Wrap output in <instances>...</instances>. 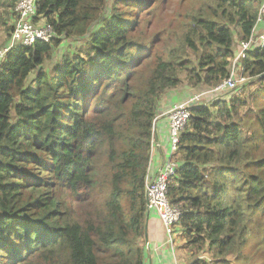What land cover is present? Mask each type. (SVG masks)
<instances>
[{
    "label": "trees",
    "instance_id": "16d2710c",
    "mask_svg": "<svg viewBox=\"0 0 264 264\" xmlns=\"http://www.w3.org/2000/svg\"><path fill=\"white\" fill-rule=\"evenodd\" d=\"M18 1L0 0L13 22ZM158 1L37 0L33 21L57 37L17 46L0 70V264H148L145 188L162 99L228 77L261 5L169 0L176 43L166 28L150 36ZM68 37L86 48L49 72ZM244 76L258 84L252 101L236 89L205 98L180 135L168 197L187 264H264V47L248 53Z\"/></svg>",
    "mask_w": 264,
    "mask_h": 264
},
{
    "label": "built area",
    "instance_id": "2783aa9c",
    "mask_svg": "<svg viewBox=\"0 0 264 264\" xmlns=\"http://www.w3.org/2000/svg\"><path fill=\"white\" fill-rule=\"evenodd\" d=\"M15 11L17 16L9 40L10 42L0 48V70L6 54L17 46L30 47L38 40L50 42L57 36L52 24L47 22L36 23L33 21V18L37 15V0H19ZM257 21L261 22L264 27V0H261ZM263 47L264 28L260 32L254 29L247 40L239 42L228 77L214 88L198 92L188 100L174 103L167 111L170 156L159 168L156 175L151 176L149 172L145 194L147 210L150 212L155 211L159 214L166 231L167 243L172 249H175V227L179 222L181 211L178 206L170 202L168 187L178 167L177 162L174 160V155L179 148L180 135L191 117V109L197 105L208 103L203 101L205 98H209V102H211L218 99L220 95L235 89L237 90L240 86L244 85L248 81V77L244 76V59L253 48L262 49ZM172 254L174 256V253ZM201 257L204 256L201 255Z\"/></svg>",
    "mask_w": 264,
    "mask_h": 264
},
{
    "label": "crops",
    "instance_id": "0c3cea01",
    "mask_svg": "<svg viewBox=\"0 0 264 264\" xmlns=\"http://www.w3.org/2000/svg\"><path fill=\"white\" fill-rule=\"evenodd\" d=\"M39 22L45 23L46 21L41 19ZM255 26L258 32L264 28L263 24L258 22H256ZM9 40L3 45L5 46L8 44V42H10ZM193 94L195 93L191 92L188 94L189 97L184 96L180 98L182 95L167 93L163 97L161 107L159 108L160 112L156 116L153 125V144L148 175L149 172L151 176L156 175L159 168L170 156L169 120L167 118V111L174 103L188 100ZM181 241L182 240L179 239L180 244ZM144 244L146 245V252L148 254V264H176V262L177 264H187L190 260L187 250L180 247V244L175 249H172L168 245L164 225L159 214L155 211L150 212L146 217V237ZM172 253H174L175 258Z\"/></svg>",
    "mask_w": 264,
    "mask_h": 264
},
{
    "label": "rangeland",
    "instance_id": "374dc122",
    "mask_svg": "<svg viewBox=\"0 0 264 264\" xmlns=\"http://www.w3.org/2000/svg\"><path fill=\"white\" fill-rule=\"evenodd\" d=\"M152 1L154 2V0ZM174 1L176 2V0H173L172 2ZM172 2H169V0H159L158 1V8L154 13L160 14L162 17L158 20L156 24L151 23V22L148 23V27L154 24L150 31V36L159 35V32H161L163 29L166 28L165 30L166 34L170 32L172 35V39L169 42L179 43L181 42V40L179 39L177 35L182 34V31H183L182 25H181V18L178 17V15H173L168 18L165 17L168 7L170 3ZM14 12H15V9H14ZM15 16H16V12H15ZM12 18L13 17L11 16V14H7L6 11H4V8H0V48H2L4 46L3 44L6 41H8L11 37L12 30H9V27L14 25L15 23V22L13 23ZM182 20H183V16H182ZM39 21H41V19H39ZM166 42L168 41L166 40ZM84 43H85V39H81L77 37L65 38L62 44L54 50L51 57L45 62L44 64L45 68L49 72H53L55 67L61 63L62 59L65 58V54H67L68 52L76 51L77 49L86 48L84 47L85 46ZM34 76H35V73H32L29 80H31ZM248 79H251V78L248 77ZM255 82H256V78L253 80L252 79L249 80L248 83L244 86V89L242 91L239 88L243 87V85L240 86L236 90L235 97L247 98L248 101H252L253 99L251 98L252 97L251 93L255 92L256 88L258 87V84L254 85ZM192 92L196 94L199 91L193 89ZM244 112H245V109H242L241 113L243 114ZM203 256L204 258H209V254H204Z\"/></svg>",
    "mask_w": 264,
    "mask_h": 264
},
{
    "label": "bare ground",
    "instance_id": "6f19581e",
    "mask_svg": "<svg viewBox=\"0 0 264 264\" xmlns=\"http://www.w3.org/2000/svg\"><path fill=\"white\" fill-rule=\"evenodd\" d=\"M258 22V21H257ZM258 23H261V22H258ZM256 27V26H255Z\"/></svg>",
    "mask_w": 264,
    "mask_h": 264
}]
</instances>
